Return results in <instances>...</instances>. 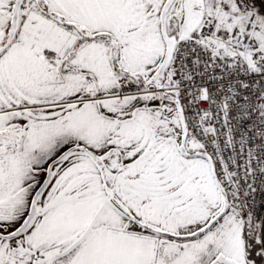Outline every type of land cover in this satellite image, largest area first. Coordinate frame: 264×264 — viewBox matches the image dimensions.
I'll return each instance as SVG.
<instances>
[{
  "label": "snow or ice",
  "instance_id": "1",
  "mask_svg": "<svg viewBox=\"0 0 264 264\" xmlns=\"http://www.w3.org/2000/svg\"><path fill=\"white\" fill-rule=\"evenodd\" d=\"M0 264H264V0H0Z\"/></svg>",
  "mask_w": 264,
  "mask_h": 264
}]
</instances>
